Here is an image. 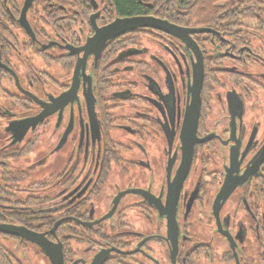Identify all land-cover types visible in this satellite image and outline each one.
Segmentation results:
<instances>
[{"label": "flooded vegetation", "instance_id": "1", "mask_svg": "<svg viewBox=\"0 0 264 264\" xmlns=\"http://www.w3.org/2000/svg\"><path fill=\"white\" fill-rule=\"evenodd\" d=\"M24 2L0 0V264H264L254 20L92 45L109 1L32 0L30 32Z\"/></svg>", "mask_w": 264, "mask_h": 264}, {"label": "trees", "instance_id": "2", "mask_svg": "<svg viewBox=\"0 0 264 264\" xmlns=\"http://www.w3.org/2000/svg\"><path fill=\"white\" fill-rule=\"evenodd\" d=\"M51 17L56 18L58 7L84 6L81 0H44ZM105 1V0H101ZM109 1L110 20L116 16L145 13L166 19L180 26L212 25L227 18L254 20L256 30L264 33V0H106ZM220 2V3H219ZM189 15H191L189 19ZM210 23V24H209ZM55 26L54 22L51 23Z\"/></svg>", "mask_w": 264, "mask_h": 264}, {"label": "water", "instance_id": "3", "mask_svg": "<svg viewBox=\"0 0 264 264\" xmlns=\"http://www.w3.org/2000/svg\"><path fill=\"white\" fill-rule=\"evenodd\" d=\"M32 0H25L24 5L21 10V25L27 30L31 31L29 25L24 20V13L28 6L31 4ZM93 20V18L91 17ZM24 21V22H23ZM138 27H148L155 28L161 31L169 32L177 36L188 35L190 31H202V28H188L185 26L177 25L173 22H170L166 19L155 17L152 15H141V14H133L129 16L116 17L108 24L96 29V35L91 39V43L94 42H103L105 39L114 36L117 33L124 32L127 30H131ZM0 230L15 233L10 227L0 226ZM25 236L30 237L33 241L39 244L41 247L45 248L47 253L50 252V247L48 249V245L46 244L47 239L40 233L36 232H27ZM49 251V252H48ZM50 255V254H49Z\"/></svg>", "mask_w": 264, "mask_h": 264}, {"label": "rangeland", "instance_id": "4", "mask_svg": "<svg viewBox=\"0 0 264 264\" xmlns=\"http://www.w3.org/2000/svg\"><path fill=\"white\" fill-rule=\"evenodd\" d=\"M246 22L248 23V21H246ZM246 22H245V23H246ZM250 22H251V21H250ZM251 23H252V22H251ZM252 24H253V23H252Z\"/></svg>", "mask_w": 264, "mask_h": 264}]
</instances>
